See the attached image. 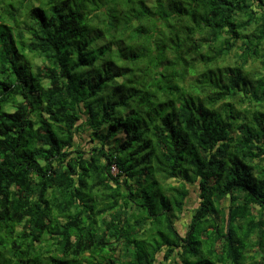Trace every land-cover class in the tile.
Returning <instances> with one entry per match:
<instances>
[{"label":"trees","instance_id":"obj_1","mask_svg":"<svg viewBox=\"0 0 264 264\" xmlns=\"http://www.w3.org/2000/svg\"><path fill=\"white\" fill-rule=\"evenodd\" d=\"M0 264H264V0H0Z\"/></svg>","mask_w":264,"mask_h":264},{"label":"rangeland","instance_id":"obj_2","mask_svg":"<svg viewBox=\"0 0 264 264\" xmlns=\"http://www.w3.org/2000/svg\"><path fill=\"white\" fill-rule=\"evenodd\" d=\"M256 66H260V64H256ZM257 68V67H256ZM213 74H214V72L211 70V72L208 74L209 76H211L212 77V81H209V83L210 84H213V83H215V80L217 79V78H215V76L213 77ZM209 76H207V77H209ZM197 80H199V82L200 83H202V82H204L205 83V79L202 77V78H199V79H197ZM246 109V108H245ZM89 133L90 132H87L86 134H85V139L86 140H88L89 138H88V136L87 135H89ZM120 137H122L123 139H124V134H121L120 135ZM87 144V142L86 141H83V146H85ZM112 172L114 173V174H116L117 172H118V170H117V168L114 166L113 167V169H112ZM168 183H173V184H176L177 183V179L176 180H172V181H169ZM196 188H197V184H195V185H193L192 187H191V192H190V199H189V202H188V207H189V209L191 208H194L195 206H196V204L198 203V195H197V192H196ZM225 205V207H226V205H227V202L224 204ZM191 206V207H190ZM185 214H187V216L189 215V213H185ZM186 216H182V218L178 221V227L180 228V230L181 231H183V230H185L186 229V224H185V222H186Z\"/></svg>","mask_w":264,"mask_h":264}]
</instances>
